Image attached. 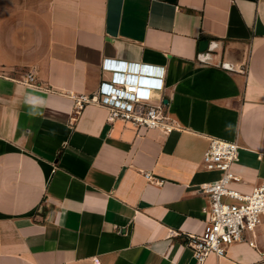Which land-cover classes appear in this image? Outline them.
Segmentation results:
<instances>
[{"label": "crops", "instance_id": "crops-1", "mask_svg": "<svg viewBox=\"0 0 264 264\" xmlns=\"http://www.w3.org/2000/svg\"><path fill=\"white\" fill-rule=\"evenodd\" d=\"M106 58L162 67L172 131L78 105ZM211 137L264 182V0H0V264H198ZM250 237L200 264H264Z\"/></svg>", "mask_w": 264, "mask_h": 264}, {"label": "built area", "instance_id": "built-area-1", "mask_svg": "<svg viewBox=\"0 0 264 264\" xmlns=\"http://www.w3.org/2000/svg\"><path fill=\"white\" fill-rule=\"evenodd\" d=\"M102 66L110 70V78L101 81L97 93L81 95L79 106L87 102L106 107L110 123L122 120L139 130H173L166 104L162 99L152 102L151 90L164 88L162 67L108 58ZM22 81L34 84L35 76L29 73ZM238 158L237 141L219 137L210 138L202 155V167L217 171L218 176L201 189L208 201L203 207L208 219L202 232L190 235L187 241L198 264L211 254L225 255L229 245L236 242L257 246L250 235L264 223V182L248 191L238 188L236 184L243 181L233 169Z\"/></svg>", "mask_w": 264, "mask_h": 264}, {"label": "water", "instance_id": "water-1", "mask_svg": "<svg viewBox=\"0 0 264 264\" xmlns=\"http://www.w3.org/2000/svg\"><path fill=\"white\" fill-rule=\"evenodd\" d=\"M210 46H211V45H210V41H209V40L205 39V40H202V41H201V43H200V50H201V52H203V54H204V55H202V56H206V57H207V55H205L204 52L208 51V50L210 49ZM164 102L167 103L168 100L165 99Z\"/></svg>", "mask_w": 264, "mask_h": 264}]
</instances>
